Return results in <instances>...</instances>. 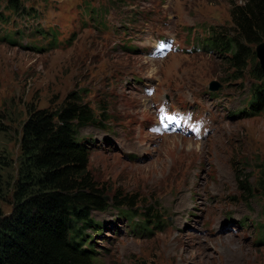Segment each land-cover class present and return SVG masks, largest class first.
<instances>
[{"label": "rangeland", "instance_id": "374dc122", "mask_svg": "<svg viewBox=\"0 0 264 264\" xmlns=\"http://www.w3.org/2000/svg\"><path fill=\"white\" fill-rule=\"evenodd\" d=\"M4 1L0 219L39 189L22 151L29 111L75 98L100 122L81 131L88 191L108 205L93 212L105 222L94 264H264L257 45L241 61L205 46L211 28L237 36L231 9L246 0H31L25 16ZM39 31L56 44H36Z\"/></svg>", "mask_w": 264, "mask_h": 264}, {"label": "trees", "instance_id": "16d2710c", "mask_svg": "<svg viewBox=\"0 0 264 264\" xmlns=\"http://www.w3.org/2000/svg\"><path fill=\"white\" fill-rule=\"evenodd\" d=\"M30 1L5 0L4 4L11 15L25 16L31 15V8L25 6ZM231 17L237 36L230 38L223 28H211L205 46L231 52L236 61H241L247 52L245 43L264 42V0H246L234 6ZM9 19L0 17L5 23ZM38 36L36 44L44 45L48 38V45L56 44L53 32L39 31ZM24 37L21 33L16 39ZM3 38L12 41L8 32ZM255 55L251 53L253 58ZM258 73L262 81L249 102L255 115L264 110V74L260 68ZM97 124L99 115L75 98L56 110L29 111L23 124L22 151L32 169L39 172L37 178L31 177L39 189H25V198L16 203L11 214L0 219V264L96 262L95 238L102 235L105 222L96 221L93 212L105 211L108 205L98 194L88 191L90 144L81 131ZM135 218L130 214L128 223ZM132 226L136 227L134 222Z\"/></svg>", "mask_w": 264, "mask_h": 264}, {"label": "water", "instance_id": "95a60500", "mask_svg": "<svg viewBox=\"0 0 264 264\" xmlns=\"http://www.w3.org/2000/svg\"><path fill=\"white\" fill-rule=\"evenodd\" d=\"M256 55L260 63V68L264 74V42L261 44L257 45L256 47ZM215 85V86H214ZM214 90L218 88V84L214 82L213 87Z\"/></svg>", "mask_w": 264, "mask_h": 264}, {"label": "snow or ice", "instance_id": "6c2138e0", "mask_svg": "<svg viewBox=\"0 0 264 264\" xmlns=\"http://www.w3.org/2000/svg\"><path fill=\"white\" fill-rule=\"evenodd\" d=\"M167 119H173V117H167Z\"/></svg>", "mask_w": 264, "mask_h": 264}]
</instances>
